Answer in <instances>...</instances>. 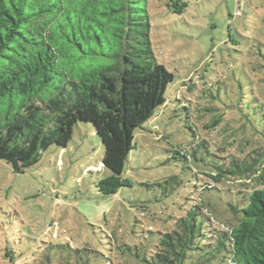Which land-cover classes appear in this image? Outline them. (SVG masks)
<instances>
[{
	"label": "trees",
	"instance_id": "trees-1",
	"mask_svg": "<svg viewBox=\"0 0 264 264\" xmlns=\"http://www.w3.org/2000/svg\"><path fill=\"white\" fill-rule=\"evenodd\" d=\"M167 7L182 14L189 0ZM150 29L148 0H0V159L22 173L51 146L67 147L79 123L92 122L105 149L102 168L110 171L98 191L113 196L132 186L126 173L136 131L167 106L176 79L157 61ZM260 110L264 123V104ZM218 134L196 136L192 152L170 150L184 163H199L212 146L224 155L192 170L203 182L200 195L152 247L125 243L105 264H264V135ZM169 180L180 185L177 176ZM232 182L243 188H229ZM219 184L232 198L220 206L202 197ZM50 252L34 255L36 264H93L101 256L70 244L54 243Z\"/></svg>",
	"mask_w": 264,
	"mask_h": 264
},
{
	"label": "rangeland",
	"instance_id": "rangeland-1",
	"mask_svg": "<svg viewBox=\"0 0 264 264\" xmlns=\"http://www.w3.org/2000/svg\"><path fill=\"white\" fill-rule=\"evenodd\" d=\"M167 2L148 0L150 35L157 61L176 79L167 106L136 131L126 173L132 186L113 196L98 191L110 171L102 168L105 149L92 122L79 123L67 147L51 146L22 173L0 159V264H36L33 256L49 255L54 243L92 248L101 255L93 264L118 258L125 243L152 247L200 195L203 182L192 170L224 156L212 146L199 163H184L170 150L180 145L192 152L196 136L210 140L215 132L264 135V0H189L182 14ZM199 104L207 107L201 113ZM215 120L221 121L211 126ZM232 183L235 191L243 188ZM218 187L202 192L204 200L231 201ZM8 249L15 258L6 256Z\"/></svg>",
	"mask_w": 264,
	"mask_h": 264
},
{
	"label": "built area",
	"instance_id": "built-area-1",
	"mask_svg": "<svg viewBox=\"0 0 264 264\" xmlns=\"http://www.w3.org/2000/svg\"><path fill=\"white\" fill-rule=\"evenodd\" d=\"M237 13L239 14V11Z\"/></svg>",
	"mask_w": 264,
	"mask_h": 264
}]
</instances>
